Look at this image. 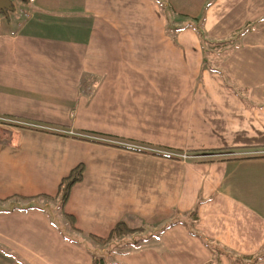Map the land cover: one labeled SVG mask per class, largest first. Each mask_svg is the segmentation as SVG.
<instances>
[{
    "label": "crops",
    "instance_id": "crops-1",
    "mask_svg": "<svg viewBox=\"0 0 264 264\" xmlns=\"http://www.w3.org/2000/svg\"><path fill=\"white\" fill-rule=\"evenodd\" d=\"M30 2L0 15V264H92L49 210L79 164L62 213L83 238L122 220L155 235L101 246L106 264H208L206 242L255 263L264 0Z\"/></svg>",
    "mask_w": 264,
    "mask_h": 264
},
{
    "label": "trees",
    "instance_id": "trees-1",
    "mask_svg": "<svg viewBox=\"0 0 264 264\" xmlns=\"http://www.w3.org/2000/svg\"><path fill=\"white\" fill-rule=\"evenodd\" d=\"M9 15L10 14L7 13V15L5 16L7 17L6 19H8ZM232 42L233 40H230V41L221 42L215 45L216 47H220L221 51L229 52L231 48L233 47ZM212 50L214 49L212 48ZM212 69L218 72V70L214 68ZM110 145H113V144H110ZM262 147L264 146H256L255 148H262ZM84 172H85V167L83 164H79L76 167H74L70 171L68 176H66L60 181V184L58 186L57 195L54 198H48V199H59V206H60L61 211H63L64 209V206L69 198L71 189L74 187V185L82 181L84 177ZM19 199H22V198H19ZM62 214H63L65 221L67 222L68 228H66L65 226H62L61 224L60 226L58 225L57 227L58 231L60 232V234L62 235L63 239L66 242L74 244L86 250V252H88L89 255L91 256L92 264H106L104 255L100 252L99 248L101 246H105L106 244L112 241L118 240L120 238L129 237L132 235L139 236V240L137 242H148L154 238V236L151 234H146L144 236L140 235L145 232L143 227L133 228L129 226L124 220H122L112 228V230L110 231V233L108 234L106 238H99L97 236L87 234L85 238L93 241L96 245L99 246V248L90 249L89 245L87 244V242H85V240L82 237L83 235L82 232L76 227L73 216L66 214L64 212ZM192 218H194V220L197 219L196 212H193ZM178 223H180V221L176 220V221H173V222H170L164 225L163 227L159 229L158 234H161L163 231L171 228L172 226ZM205 246L210 250L213 256L212 263H208V264H221L220 256L223 255L221 248L214 244L208 243V242L205 243ZM262 259H264V254L262 256L255 257L254 258L255 263L253 264L258 263ZM240 263L243 264L241 260H240Z\"/></svg>",
    "mask_w": 264,
    "mask_h": 264
},
{
    "label": "rangeland",
    "instance_id": "rangeland-1",
    "mask_svg": "<svg viewBox=\"0 0 264 264\" xmlns=\"http://www.w3.org/2000/svg\"><path fill=\"white\" fill-rule=\"evenodd\" d=\"M12 4H13V6H14L15 9L16 8L18 9L20 7H23V8L24 7H27L28 8V6H30L31 2L30 3H27V2L24 3V2H19V1L14 0V1H12ZM9 14L10 15H12V14L15 15L18 22H22V21L25 20V15H24L23 11H21L20 13H18L17 10L16 11L14 10L13 12H10ZM174 42H175V40H174ZM49 210H50V213L52 215L54 214L59 219V221L61 222L62 226H65L66 228H68L67 222L65 221V219L63 217V214H62V211H61L60 206H59V199H58V201L55 202V204L51 205V209H49ZM150 232H152V231L150 230L148 232V234H151V235H153L155 237L154 233H150ZM83 239L85 240V242H87V244H89V246L91 248V241H89V239H87L85 237ZM93 247L96 248V246H94V245H93ZM97 248H99V247H97Z\"/></svg>",
    "mask_w": 264,
    "mask_h": 264
},
{
    "label": "water",
    "instance_id": "water-1",
    "mask_svg": "<svg viewBox=\"0 0 264 264\" xmlns=\"http://www.w3.org/2000/svg\"><path fill=\"white\" fill-rule=\"evenodd\" d=\"M13 0H0V15H4L6 16L7 13L12 12L13 9V4H12ZM19 2H28V0H16Z\"/></svg>",
    "mask_w": 264,
    "mask_h": 264
}]
</instances>
